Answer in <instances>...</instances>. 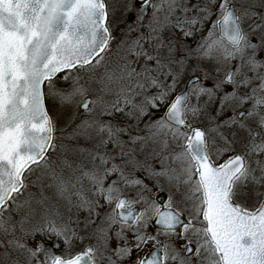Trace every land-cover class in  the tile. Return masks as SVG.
I'll use <instances>...</instances> for the list:
<instances>
[{"label":"snow or ice","instance_id":"6c2138e0","mask_svg":"<svg viewBox=\"0 0 264 264\" xmlns=\"http://www.w3.org/2000/svg\"><path fill=\"white\" fill-rule=\"evenodd\" d=\"M0 264H264V0H0Z\"/></svg>","mask_w":264,"mask_h":264},{"label":"flooded vegetation","instance_id":"af4514ba","mask_svg":"<svg viewBox=\"0 0 264 264\" xmlns=\"http://www.w3.org/2000/svg\"><path fill=\"white\" fill-rule=\"evenodd\" d=\"M132 19H134V17H130L129 18V23H131ZM179 90V89H178ZM163 111V110H162ZM155 198L157 199V201L160 203V204H163L167 201V195L166 194H162V193H159L158 195H155ZM149 231H151V229H149ZM152 245L151 243H149L144 251H147L149 248H151ZM141 255H143V252H141Z\"/></svg>","mask_w":264,"mask_h":264},{"label":"rangeland","instance_id":"374dc122","mask_svg":"<svg viewBox=\"0 0 264 264\" xmlns=\"http://www.w3.org/2000/svg\"><path fill=\"white\" fill-rule=\"evenodd\" d=\"M206 34V33H205ZM102 71V69H101ZM161 113H162V110H161ZM159 167V164H157V168ZM159 193H162V194H166L167 195V192L166 191H160V190H156V192L154 193V195H158Z\"/></svg>","mask_w":264,"mask_h":264}]
</instances>
